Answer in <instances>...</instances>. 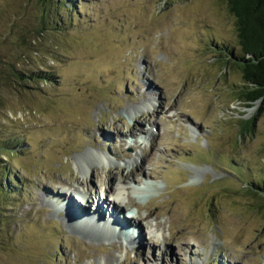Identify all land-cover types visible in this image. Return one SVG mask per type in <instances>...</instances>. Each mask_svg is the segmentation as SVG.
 Returning <instances> with one entry per match:
<instances>
[{
  "label": "rangeland",
  "instance_id": "374dc122",
  "mask_svg": "<svg viewBox=\"0 0 264 264\" xmlns=\"http://www.w3.org/2000/svg\"><path fill=\"white\" fill-rule=\"evenodd\" d=\"M74 2L37 30L40 0H0V264H264V193L250 189L264 182V116L225 62V46L240 51L227 1ZM21 69L52 81L21 84ZM146 153L148 179L110 196L126 206L114 218L196 243L166 255L95 220L111 172ZM72 198L96 207L91 221Z\"/></svg>",
  "mask_w": 264,
  "mask_h": 264
},
{
  "label": "trees",
  "instance_id": "16d2710c",
  "mask_svg": "<svg viewBox=\"0 0 264 264\" xmlns=\"http://www.w3.org/2000/svg\"><path fill=\"white\" fill-rule=\"evenodd\" d=\"M226 1L230 12L235 17L240 48V51L236 52L232 46L231 48L224 47V49L230 51L225 62L233 65L241 73L242 81L236 88L237 99L249 107L260 102L259 113L264 116V0ZM60 3L64 7L67 3L73 8L75 7L74 0H40L41 14L37 30L49 28L48 22L52 21L53 17L55 22H58L57 16L62 17ZM68 9L72 10L71 7ZM14 76L17 81L25 85L28 82L38 81V77L47 82L52 81L47 73L40 76L38 71L27 73L21 69ZM255 118L254 116L245 120V124L251 123V126L254 127ZM251 184V190L258 188L264 193V182L256 181Z\"/></svg>",
  "mask_w": 264,
  "mask_h": 264
},
{
  "label": "bare ground",
  "instance_id": "6f19581e",
  "mask_svg": "<svg viewBox=\"0 0 264 264\" xmlns=\"http://www.w3.org/2000/svg\"><path fill=\"white\" fill-rule=\"evenodd\" d=\"M146 93H148L147 91H145L144 93H142L141 95H142V97L146 94ZM145 99V98H144ZM141 127H143V126H141ZM148 132V130L146 129V131L145 132H142V133H140V132H138L137 134H139V135H141V134H145V133H147ZM151 132H153L154 133V131H150V138L152 139V136H151ZM159 133V132H158ZM122 134V133H121ZM155 134V133H154ZM130 135H132V136H135L136 134H131L130 133ZM122 138H124V139H127V137L125 138L124 136L122 137ZM121 138V139H122ZM156 144V143H155ZM155 146V145H154ZM123 150V149H122ZM105 151H106V149H105ZM151 152V151H150ZM148 153V152H147ZM147 153L146 154H144V155H142V157H140V159L138 158L136 161H138L136 164H133V165H130V167L128 168L129 170L125 173V174H118V173H116L115 171H112L111 173H112V176H113V179H112V182H111V186L110 187H108V189L106 190V192L104 193L105 194V197H107V198H110L111 200H112V202H108L107 201V205H108V207H104V203L103 202H101L102 204L100 205V201L96 204V207H97V216H96V218H95V220H97V221H100L101 222V224H102V226L104 225V226H106L107 228L109 227V228H111V232L110 231H108V230H103V232L105 233V234H110V233H112V229H114V230H117V232H118V235H119V237H121V236H123L124 238H125V240L129 243V242H136V241H139V240H142V241H144L143 242V244L145 243V242H147L148 244H150V245H152V246H156L157 247V249H161L162 250V247H164V246H166V245H171V244H174V245H178L179 243H183V244H185V245H187V246H192V245H194V244H196L195 243V241H193V240H191L192 238H188V237H186V236H184V235H180V236H177V237H175V238H164V235L162 236L163 237V240L161 241V240H159L156 236L154 237V234L150 231V230H148L149 229V227L151 226V223H149L146 227H144V223L142 222L143 220H144V218L143 219H141V223L139 222V223H135L134 221H136L135 219H133V220H127V219H125V221L126 222H124V224H120V226H119V222H118V220L116 219V218H114V212L116 211L115 209H123L124 207H126L124 204H122L121 202H119V201H117V199H114L113 197H110L111 196V194L112 195H114L115 193H116V185H117V182L118 181H127L128 179H130L131 178V176L133 177V178H131V180H129V181H132V180H134V177H135V179H137V181H139V182H141L142 180H143V178H147V176L144 174V172L143 173H141L142 172V170H143V162H142V160L143 161H148L149 160V157L148 156H146L147 155ZM105 154V153H104ZM100 155V157H104L105 155ZM163 155H164V153H163ZM123 156H128V157H130L131 156V153L130 152H128V151H125L124 153H123ZM132 157H133V154H132ZM142 158H144V159H142ZM164 158V157H163ZM162 158V159H163ZM153 163H155V161L153 162ZM152 164V163H151ZM121 172V171H120ZM141 173V174H140ZM151 173V172H150ZM138 174H140V176L138 177ZM111 176V177H112ZM136 176H137V178H136ZM148 179V178H147ZM66 180V179H65ZM128 182V181H127ZM85 184H87V186H89V181H87ZM90 187V186H89ZM88 188V187H87ZM76 191H78V190H76ZM79 193L81 194V196L83 197V200L85 201V204L88 202L87 201V197H86V194H84V191H82L81 189L79 190ZM71 194V193H70ZM128 198V197H127ZM72 200L73 201H71L70 202V206L71 207H73V209L74 210H72V211H79V212H77V215H79L78 213H80V214H82V218H80V217H77V220L79 221V223H82L83 221H91L92 219H90V218H92L94 215H96V207L94 208V212L93 213H90L89 212V209L88 208H86L85 206L84 207H80L79 205L77 206V208L75 207V205H74V203L73 202H75V203H77L76 202V200L74 199V198H72ZM65 205H67V207H68V203H65ZM102 205H103V207H102ZM110 206V207H109ZM145 208V207H144ZM91 211V210H90ZM92 212V211H91ZM103 212V214H102V216L101 217H98V216H100L101 215V213ZM106 212V213H105ZM120 210H119V216H120V218H121V215H120ZM155 212V211H154ZM89 214H90V218H89ZM151 214H153V212H151ZM85 217V218H84ZM131 217H133V214H132V216ZM151 218V217H150ZM149 218V219H150ZM103 220V221H102ZM124 220V219H123ZM168 220V219H167ZM116 221V222H115ZM156 221V220H155ZM143 223V224H142ZM129 224L131 225L130 227H129ZM162 223L161 222H156V226L157 227H159L160 225H161ZM81 225V224H80ZM146 225V224H145ZM160 227H162V226H160ZM123 228V229H122ZM149 233H151V234H153V235H150V234H148V232ZM172 235V234H171ZM157 239V240H156ZM129 244H133V243H129ZM138 245H142V243H140V244H138ZM196 246H198V245H196ZM195 246V247H196ZM108 249H111V248H108ZM107 249V250H108ZM108 251H110V250H108ZM159 251V250H158ZM162 252L164 253V255H166L168 252L165 250V251H163L162 250ZM91 253H93V252H91ZM159 254V253H158ZM161 254V253H160ZM151 256V257H150ZM148 255L147 257H148V259L149 260H152V259H154L156 256H154V253L152 254V255ZM158 258H161L160 256H157ZM151 258V259H150ZM129 258H125V260L124 261H122V262H118L117 264H130L129 262H130V260H128ZM131 259V258H130ZM126 260H128V261H126ZM106 261H107V264H112V254L111 253H109V256H108V258L106 259ZM121 261V260H120ZM132 261V260H131ZM161 264H162V259H161Z\"/></svg>",
  "mask_w": 264,
  "mask_h": 264
}]
</instances>
